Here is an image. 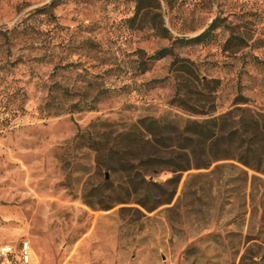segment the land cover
Returning a JSON list of instances; mask_svg holds the SVG:
<instances>
[{"label": "rangeland", "instance_id": "obj_1", "mask_svg": "<svg viewBox=\"0 0 264 264\" xmlns=\"http://www.w3.org/2000/svg\"><path fill=\"white\" fill-rule=\"evenodd\" d=\"M137 1L0 0V264L25 244L30 264H264L263 176L147 169V195L134 167L166 146L150 130L203 120L173 103L177 58L218 82L216 115L264 114V0H168L174 37L217 21L197 45L132 24Z\"/></svg>", "mask_w": 264, "mask_h": 264}, {"label": "trees", "instance_id": "obj_2", "mask_svg": "<svg viewBox=\"0 0 264 264\" xmlns=\"http://www.w3.org/2000/svg\"><path fill=\"white\" fill-rule=\"evenodd\" d=\"M169 5L168 0H138L136 14L130 20L135 24L140 18L139 28L152 27L160 36L174 40L182 45H197L207 41L212 32L218 28L214 20L202 33L189 37H174L160 23L163 17V6ZM0 29V35H7ZM173 54L171 48H165L149 59L151 61L163 59ZM142 73L148 68L141 62ZM176 93L173 103L190 116H200L203 120L188 119L182 127L175 124H160L151 131L155 142H163L166 146L157 147L156 152L141 158L134 166L142 182L146 181L147 169L152 174L169 171L175 175L169 182L179 184L182 175L192 169H208L213 163L222 160H232L244 169L242 172L246 180L253 184L262 182L264 177V114L254 112L250 108L236 107L227 113L216 115L213 93L217 89L215 80L201 79L189 60L177 58ZM243 103L246 104L245 98ZM240 101V100H239ZM153 131V132H152ZM155 131V132H154ZM177 143V144H175ZM174 144V145H173ZM250 171L254 174L250 175ZM144 183V182H143ZM153 180L146 183L147 195ZM169 199L167 204H170Z\"/></svg>", "mask_w": 264, "mask_h": 264}, {"label": "built area", "instance_id": "obj_3", "mask_svg": "<svg viewBox=\"0 0 264 264\" xmlns=\"http://www.w3.org/2000/svg\"><path fill=\"white\" fill-rule=\"evenodd\" d=\"M0 253L2 256H8L9 254L12 253V248L11 247H5L0 250ZM22 260L24 264H30L31 262V255H30V249L29 245L25 244L22 250Z\"/></svg>", "mask_w": 264, "mask_h": 264}]
</instances>
